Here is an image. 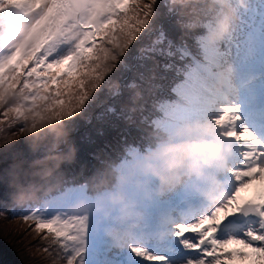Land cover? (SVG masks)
Wrapping results in <instances>:
<instances>
[{"label":"snow or ice","instance_id":"snow-or-ice-1","mask_svg":"<svg viewBox=\"0 0 264 264\" xmlns=\"http://www.w3.org/2000/svg\"><path fill=\"white\" fill-rule=\"evenodd\" d=\"M49 2L53 7L48 9L41 24L54 20L58 14L71 15L68 5L60 4L59 0ZM130 3L131 0H108L106 11L115 15L126 11ZM131 19L135 20V17ZM142 23L125 20L119 25L127 45L138 42L136 33ZM115 26L114 19L97 22L93 25L96 33L89 31L85 39ZM77 49L68 57L36 67H32L31 61L20 52L6 61L0 60V117H3L0 132L5 131L4 125L8 130L19 126L3 137L0 152L5 147H12L15 137L33 136L43 126V120L63 119L74 114L71 105L62 100L52 101L46 91L51 87L59 95L61 87L67 91L74 83L79 75L75 65L86 58V49L87 53L92 52L84 41ZM78 99L82 105L87 96ZM57 105L63 108V116L53 110ZM216 123L224 129L221 135L232 141L233 164L227 174L226 198L204 214L193 215L177 225L173 238L161 235L151 247H131L126 255L118 257V264H264V128L256 129L243 119L230 117L217 119ZM93 163L90 161L89 167ZM4 176L0 170V201L6 199ZM73 195L71 189L58 193L44 206L7 208L0 203V214L19 216L41 239L50 237L56 241L51 247L46 244L44 251L52 255L59 253L63 264H75L81 251L76 247L77 243H86V227L83 219L69 217L60 211Z\"/></svg>","mask_w":264,"mask_h":264},{"label":"trees","instance_id":"trees-1","mask_svg":"<svg viewBox=\"0 0 264 264\" xmlns=\"http://www.w3.org/2000/svg\"><path fill=\"white\" fill-rule=\"evenodd\" d=\"M205 1L131 0L126 11L117 12L116 16L126 13L132 6L131 16L127 20L135 23L136 20H142L143 10H147V22L152 25L147 36L143 35L139 38L135 45L136 48L127 59H124V62L129 59V64L126 66L123 64L124 62L120 63V65L122 64L121 71L118 75L120 73L133 75L137 81V84L127 92L129 99L126 103L122 102V113L118 118L99 120L94 123L88 129L87 135L83 134V138L80 137L78 141H75L77 136H74V139L70 138L63 146L59 142L57 144L61 147L59 150H55L52 146L47 156L37 163L27 164L25 161L10 160L0 164V170H3L5 166L12 169V165L16 164V169L11 170V175L4 176V179L8 178L9 181L4 185L7 190L5 192L6 199L0 203H3L7 208L44 206L48 200L37 205L20 202L19 197L27 191L28 183L33 180L34 173L47 165L49 157H59L62 161L51 178L54 184H59L58 190L52 196L65 193L70 189L73 190L74 195L60 211L69 217L83 219L86 229L93 226L92 216L101 211L97 210L96 205H100L101 209L109 206L118 210L119 205H113L108 200L111 194L119 191L126 200L131 196L130 193H133V188H141L138 187V184H142L140 179L142 176L132 173L131 170L137 160L142 159L145 152L151 151L154 134L172 133L176 123L175 117L183 111V104L175 97V94H182L188 90L181 79L187 75L195 74L196 71L187 64L185 65V60L192 61L190 56L184 52L182 43H192L203 30L204 24L207 23L210 10ZM10 15L11 11L7 4L0 0V24L1 20H4L2 17ZM106 17L110 20L106 8L103 7L95 13H91V19L94 21ZM132 17H135V20L131 19ZM114 20L117 22V26L114 27L117 32L121 19L117 16ZM165 24L168 25L167 28H165ZM142 32L143 29L140 28L136 35ZM117 33L122 35L121 32ZM152 34L161 37L160 40H157L155 48L150 45L153 41ZM106 38L108 41L98 38L96 42L98 51L102 41H107L114 46L115 40L111 39V32L106 33ZM167 48L170 52L167 51ZM137 50L139 51L136 54ZM4 59L5 54L0 52V60ZM26 59L30 60V54L26 56ZM131 65L132 71L128 70ZM118 78L117 76L116 79ZM81 161L83 163H80ZM90 161H94V163L89 167ZM121 175L125 177V180L123 183H118L116 177ZM101 181H110V184L108 187L90 191L92 185H98ZM80 201H86L93 205L92 210L88 213H74L72 208ZM0 220L6 222L16 220L17 223L24 226V230H29L33 235L32 243L41 255H38V259L47 264L44 259L46 254L43 253V247L47 242L43 241L29 224L24 223L19 216H8L7 214H1ZM92 242V239L86 235V243L83 241L77 243L76 247L81 251L75 264H96L97 259L87 254ZM23 246L27 247V245ZM17 253L16 245L0 236V264H27L18 257ZM53 257L58 260L59 264H63L59 253Z\"/></svg>","mask_w":264,"mask_h":264},{"label":"rangeland","instance_id":"rangeland-1","mask_svg":"<svg viewBox=\"0 0 264 264\" xmlns=\"http://www.w3.org/2000/svg\"><path fill=\"white\" fill-rule=\"evenodd\" d=\"M16 1L20 6H23L25 13H28L26 20H22L26 22V26L24 29H22V31H18L13 36L11 47L9 51L6 52L4 61H6L9 56L17 52H20L26 58V56L29 54L28 50L31 49V46L37 47L39 41L41 40L40 30L43 27L50 30L49 38L47 39L46 46L43 48L45 49L44 53L42 52L41 55H39L37 52H35V55L33 53L34 61H42L45 58H48L49 60H59L71 55L70 49L72 48L74 42L77 39H80V36L69 33L67 34L65 40L60 38L61 36H64L60 24L72 16V8L69 1L59 0V3L68 5V11L71 13V15L65 16L58 14L51 23L46 22L45 24H41L40 21L42 18H44L48 12V9L53 7L49 0H40L43 2V5L40 7V9H38L39 5H37L39 0ZM14 2L15 1L13 0V3ZM234 2L238 3L237 0H234ZM23 4L27 5L24 6ZM10 8L11 6L8 7V9ZM131 8L132 6H130V10L128 12L117 15L118 18L121 19V23L119 25L123 24L124 21L131 16ZM35 11L37 13H35ZM146 12L147 10H143V16L141 18L143 23L142 25H139L141 30L143 29V32L137 35L138 39L143 35L146 37L147 33L152 27V25L147 22L145 15ZM116 13L115 15H111L110 19L117 18ZM244 16L247 17L249 21H251V13L248 10L245 12ZM0 29H5V26H0ZM114 29L115 28L113 27L111 30L105 31V33L111 32V39L115 40L114 46L110 45L107 42L108 40L102 41L99 44L100 47L98 51L96 42H90L87 47L91 48L92 52L89 54L87 53L86 49V58L80 59L75 65V71L78 72L79 75L75 78L74 83L67 91H65L62 87L59 89V95H56V90L52 89L51 87L46 91V95L52 97V101L62 100L65 101L66 104L71 105L74 114L71 117L63 119H45L42 122L43 126L33 136L26 137L24 135H20L13 138L12 147H5L4 150L0 152V164L10 160H16L17 162L25 161L27 164L37 163L47 156L48 151L52 146H54L55 150H59L61 148L57 145L59 142H61V146H63L67 141L70 140V138L73 137L74 139V136H77L75 141H78L80 137L83 138V134L87 135L88 129H90L93 124L99 120L102 121L115 117L118 118L120 116L123 111V108L121 109L122 102L126 103V101L129 99L127 92L137 84L136 77L133 75L130 76L126 75L125 73H120L118 75V73L121 71L120 66L122 65H120V63L124 62V59H127L130 56L132 51L136 48L135 45L137 42L133 45H127L126 37L120 33H117L121 32L120 28L118 27L117 32ZM239 29L242 31V33H239ZM235 31L236 36L241 42L240 48H242L240 51V48L237 49L236 54L244 52L248 58L255 59L263 39L256 35L253 29L248 26L239 27L236 25ZM12 35V33H9V38ZM152 36L153 41L150 43V45L155 48L157 40H160L161 37L155 36L153 34ZM243 42H245V45H243ZM73 51H78L77 46L73 48ZM138 51L139 50L136 51V54ZM167 51L170 52L168 48ZM140 57L141 56L139 54V58ZM129 62L130 60L128 59L123 64L127 66ZM128 70L132 71V65ZM117 76L119 77L118 79H116ZM237 76L240 77V74L237 73ZM254 89H257V87ZM83 96H87V99L84 100L83 104L81 105L78 98ZM205 100L207 99L205 98ZM201 102H203V100H201ZM201 102H198L195 105H200ZM45 107H47V105H45ZM53 110L58 112L61 116L64 115L63 108L59 107L58 105ZM0 119H3V117H0ZM3 127L5 128V131L0 132V145L4 143L3 137L5 135H10V131L16 130V128L19 126L17 125L16 128L12 130H8L7 125H4ZM192 138L198 137L192 136ZM15 166V163L12 165V169H9L8 166H5L2 170L5 176L9 177L11 175V170L16 169ZM8 181L9 179L6 178L5 183ZM153 181L157 183L155 179H153ZM190 192L191 190L185 186L175 190L174 192L166 194L165 197L167 198L172 196L177 201L181 196L188 195ZM154 209L160 208L156 207ZM154 209L150 210L151 218L152 216L159 217L160 215V212H156ZM144 213L147 212H143V215ZM155 213H157V215H155ZM159 219V221L162 222L163 219H165V215L163 214V218ZM108 222L109 214L105 210H102L96 218L94 224L108 225ZM113 227L117 226H112V228ZM94 231L95 230L92 228L88 230V233L92 235ZM152 232L156 234L157 230L153 229ZM148 234L149 231L134 233V235L143 239H145ZM0 236L8 239L12 244L16 245V249H18V257L27 264H45L44 261L38 259V255H41L38 253L34 247V244L32 243L33 235L30 234L29 230H24V226H22L20 223H17L16 220H14V222L0 220ZM101 238L102 244L96 247L97 256H99L101 261L105 262V264H118V257H120L122 254L126 255L131 247L143 245V243H136L137 239L133 235L129 240H127L128 238H125V240L120 244H117L108 235V231L104 233ZM23 245H27V247L24 248Z\"/></svg>","mask_w":264,"mask_h":264},{"label":"clouds","instance_id":"clouds-1","mask_svg":"<svg viewBox=\"0 0 264 264\" xmlns=\"http://www.w3.org/2000/svg\"><path fill=\"white\" fill-rule=\"evenodd\" d=\"M227 26V21H222L220 33L226 31ZM194 132L200 133L199 138H192ZM152 144L151 151L145 152L142 159L137 160L133 165L131 171L142 177L154 178L157 181L156 194L158 196H164L181 187L195 186V182L199 181L203 187H198L197 190L208 203H214L220 199L223 187L218 183L216 177L207 174L206 170L226 172L233 149L216 134L212 126L208 124L185 126L170 134L155 133ZM61 162L59 157H49L47 165L34 173L33 180L28 185L27 191L21 194L19 201L38 205L54 195L59 184H54L51 178ZM116 180L118 183H123L125 177L121 175L116 177ZM109 184L110 181H101L98 185H92L90 191L108 187ZM138 187L142 188L143 184H138ZM108 200L113 205H119L115 220L118 225L126 226L113 227L108 231V235L117 244H120L132 234L136 227L133 221L140 214L134 211L135 204L126 201L119 191L111 194ZM92 208L93 205L86 201H80L72 208V211L88 213ZM96 208L101 210L100 205H96ZM36 234L39 236L38 233ZM42 239L47 242L49 247L56 243L50 237ZM43 253L46 254L44 259L47 264H59L51 252L43 250Z\"/></svg>","mask_w":264,"mask_h":264},{"label":"water","instance_id":"water-1","mask_svg":"<svg viewBox=\"0 0 264 264\" xmlns=\"http://www.w3.org/2000/svg\"><path fill=\"white\" fill-rule=\"evenodd\" d=\"M74 1H75L76 5L78 7H80L82 5V3H83L84 0H74Z\"/></svg>","mask_w":264,"mask_h":264}]
</instances>
